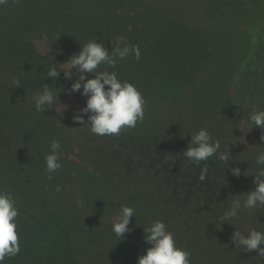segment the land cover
I'll return each instance as SVG.
<instances>
[{"label": "trees", "instance_id": "obj_1", "mask_svg": "<svg viewBox=\"0 0 264 264\" xmlns=\"http://www.w3.org/2000/svg\"><path fill=\"white\" fill-rule=\"evenodd\" d=\"M231 1L227 10L209 11V17L196 0H8L0 6V190L15 198L20 243V252L4 264H37L48 259L42 251L53 264H137L151 247L145 229L156 220L190 253V264H264L256 250L245 252L232 240L236 230L264 231V206L221 221L233 200L255 189L256 170L264 167L254 158L264 150V128L249 121L251 112L264 110V0ZM131 2L194 31L204 43L179 99L138 89L145 101L143 120L111 136L96 135L90 125L73 120L83 115L88 122L81 112L87 101L82 88L72 115L60 116L54 107L37 111L35 67H55L57 76L73 82L81 72L74 67L66 76L36 42L44 40L68 61L74 52L66 46V33L88 28L62 26L59 18L80 6ZM138 12L142 19L145 12ZM161 25L157 22L154 31H165ZM137 47L144 53L151 43ZM32 64L37 66L28 72ZM105 70L113 72L106 64L97 72ZM201 128L228 152L227 161L218 154L199 164L187 160L190 135ZM53 140L60 142L62 167L48 173L45 157ZM237 167L239 177L231 171ZM124 206L134 208L135 215L121 239L112 224Z\"/></svg>", "mask_w": 264, "mask_h": 264}, {"label": "clouds", "instance_id": "obj_2", "mask_svg": "<svg viewBox=\"0 0 264 264\" xmlns=\"http://www.w3.org/2000/svg\"><path fill=\"white\" fill-rule=\"evenodd\" d=\"M7 3L8 0H0V6H5ZM130 54H134L136 59H139V48L137 46L132 48L117 47L110 53L103 43L89 40L78 54L72 55L66 63L62 64L66 76L70 75L72 68H79L81 75L72 84L71 90L75 92L82 88V95L87 97L86 106L81 109V112L88 114V122L84 123L83 115H76L73 120L83 125H90L91 132L96 135H118L122 129L134 128L137 122L144 118L145 101L135 85L121 81L115 72L106 70L97 72L101 64L113 66ZM84 73H94V76L85 79ZM58 74V69L55 67L48 71V75L52 77H56ZM14 84L19 86L20 82L14 80ZM33 100L37 111H45L55 105L58 93L44 87L33 97ZM249 121L252 126L264 128V110L251 112ZM190 136L191 139L184 152L188 161L199 164L217 154L221 161L229 159L228 152L221 151L220 142L212 141L207 129L201 128ZM261 139L264 140V135L261 136ZM50 148L51 151L45 157V165L46 171L53 173L62 167L58 152L60 142L53 140ZM254 158L258 166H264V150L256 152ZM231 171L237 177L241 174L238 167L232 168ZM255 183V189L248 192L246 197H239L231 202L229 208L224 211L221 221L229 222L239 219L242 210L250 211L264 206V167L257 168ZM18 215L19 209L16 206L15 198L8 192L0 190V264H4L6 258L14 257L20 252L17 231ZM134 215V208L129 206L121 208L119 219L112 224V232L116 237L123 239L124 234L130 231L128 225L130 218ZM145 232L147 233L145 241L151 247L138 258L137 264H190V253L176 245L173 233L168 230L163 221L152 222ZM232 240L245 252L256 250L259 256L264 257V231L252 229L245 234L236 230L232 235Z\"/></svg>", "mask_w": 264, "mask_h": 264}, {"label": "rangeland", "instance_id": "obj_3", "mask_svg": "<svg viewBox=\"0 0 264 264\" xmlns=\"http://www.w3.org/2000/svg\"><path fill=\"white\" fill-rule=\"evenodd\" d=\"M77 1L78 3L83 2V0ZM196 2L201 7L200 12L209 17V11H225L228 9V3L232 1L196 0ZM142 4L141 2H131L129 5L123 6V8L112 4H110V7H104L92 3L90 4L91 7L95 5L96 7L87 8L80 6L79 10L76 9L70 16L65 14V16L58 19L59 23H61L60 25L67 27V25L71 24L82 25V23H85L84 25L88 28L86 30L77 29L72 34L65 32L68 40L66 46L74 54H78L89 40H97V42L103 43L104 47L111 53L117 47L128 46L132 48L140 42L151 43V47L144 49V53H140L139 59L132 55L119 60L113 66L106 65L116 73L121 81L132 83L137 89L148 91L150 94L156 93L158 96L173 98V100L177 101L180 96L179 92L185 86L187 87L202 59L200 51L204 43L194 31L174 22H164L157 19L159 15H153L149 12V9L145 10L148 7L141 8V6H144ZM233 5L235 7L243 6L241 3L240 5L237 3ZM138 11L145 12V16L142 19ZM83 16L86 17L85 21L82 20ZM160 21L163 22L160 28L165 30H160L163 34L158 32V30L154 31V25L157 22L160 24ZM104 28L107 29L104 30ZM129 33L132 35L131 38L128 37ZM221 33L225 34L223 31ZM124 43L128 44L123 46ZM36 46L43 55L53 58L60 67H63L62 64L67 62L62 58V55L57 54L50 48L44 40L37 41ZM62 54L65 53L62 52ZM37 65L32 64L27 67L28 72L30 68ZM37 69L35 67V73L32 74L37 77L32 82V87L34 86L40 92L44 87H48L54 93H58V100L53 106L56 112L63 117L72 115L76 104V91L73 92L71 90L74 82L61 76L52 77L48 75L49 70L43 66H41V69ZM28 72L26 70L24 74ZM25 77L27 78V75ZM41 254L47 256L48 259L43 258L37 264H53L50 262L52 261L50 254L44 251Z\"/></svg>", "mask_w": 264, "mask_h": 264}]
</instances>
